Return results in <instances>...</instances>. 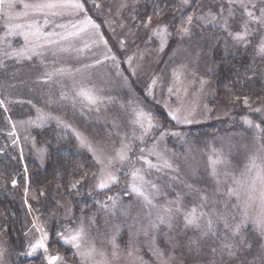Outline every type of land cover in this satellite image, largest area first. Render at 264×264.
I'll list each match as a JSON object with an SVG mask.
<instances>
[{"label":"rangeland","instance_id":"374dc122","mask_svg":"<svg viewBox=\"0 0 264 264\" xmlns=\"http://www.w3.org/2000/svg\"><path fill=\"white\" fill-rule=\"evenodd\" d=\"M35 2L36 0H16V5L12 10L15 19L11 21L0 14V49L9 50L8 45H11L12 49H19L24 45L22 36L5 37L6 23L25 24L32 21L44 23L45 17L33 14L31 10H28L27 16L23 15L24 3ZM80 2L84 3L87 14L101 25V34L108 40V46L121 61L122 75H117L114 62L110 60L91 69V75L89 71H75L83 64L92 63L95 59H103L107 50L102 43L99 46L94 45L91 51H87L82 56H77L75 52L59 53L54 56L50 49L43 56L17 61L14 57L5 58L0 54V59L5 62V67L0 68L5 75L1 82L3 89L0 87V99L6 98L12 101L7 103V106L16 104L23 109L13 112L11 116L10 132H13L10 136L11 143L17 140L16 146L19 149L24 150L27 145H30L29 148L35 152L39 151L31 137V129L37 124H29L28 121H37V109H41L48 118L40 126L53 122L61 128L68 129L74 135L78 147L87 151L94 162V172L82 180L76 189H73L74 197L59 196V199L57 197L55 199L57 201L55 205L49 203L42 209H36L25 192L26 198L23 203L28 219L24 232L23 249L17 255L27 253L30 244L40 238L41 233L37 229L42 227L48 233L46 241L49 245L48 254H59L63 257L61 264H73L74 261L75 264H80L79 257L74 256L75 250L63 244L57 233L67 235L83 224L86 231V240L83 242L85 248L94 244L97 250L105 251L110 255L112 251L110 238L116 237L119 260L115 261V264H160L153 254V249L157 248L163 251L166 257L169 253L172 254L174 257L172 264H209L212 260H215V264H220L219 253L214 255L210 250L211 247L218 248L219 241L215 243L201 241L203 258H196L194 253L188 251L186 245L189 238H194L198 233L193 229L184 230L182 214L176 215L171 228L163 224L156 229H151L149 222L155 220L158 214H162L163 209L169 206L168 202L176 199L177 193L183 196L184 210L200 204L198 194L190 191L186 185H192L193 188L207 193L209 200L204 211L214 209L217 213H231L229 215L231 223H237L240 220V214L232 209V204L236 202L235 197L230 198L227 195V188L232 185L230 182L219 186L216 184L215 178L210 174L209 156L215 148L222 152L229 161L227 169L224 166L218 169L221 173L218 177L220 180L225 179L223 173L226 170H234L236 174L243 170L248 157L260 148V142L256 139L257 130L245 125L243 117L247 116L254 123H261L264 120V97L250 101V107L245 106L242 100L234 104L224 98L216 87V65L210 58L211 51L197 40L201 38V34L181 37L176 33V28L181 23L179 15L195 12L197 16H200L206 15L209 11L219 13L223 7L224 16H227L229 10L227 0H197L195 7L191 0V6L184 8L183 13L179 15L177 7H182V5H180V0H175L177 7L173 12L153 16V26L156 23L167 24L172 33L162 52L158 51L159 39L149 41L151 28L145 30L142 27L143 22L153 13V10L147 12L149 0H94V2L93 0H80ZM94 3L99 7H95ZM125 3L127 7L121 8V5ZM190 7L192 9H189ZM233 12L235 13L234 18L229 20L230 31H242V25L247 17L243 14V9L239 7L233 8ZM82 18L83 14L77 16L72 13L63 17H49L52 22L45 26V30L62 32V29L56 28L55 24L75 23L77 19ZM121 24L124 26L121 27ZM198 24H200L199 21L193 22V33ZM250 28L258 29L259 26L252 24ZM223 33L225 35L223 46L234 45L238 50H247L249 57L247 60L253 65L256 75L259 76L264 86V58L258 56L256 52L261 37H264V29L249 36L247 44L235 43L226 32L223 31ZM125 36H127L126 51L120 48V40ZM80 46L79 42L74 44V47ZM174 50H177L175 55H173ZM133 53L136 54L132 61V67L137 68L135 74L125 62L127 57ZM141 53H144L143 59L140 58ZM42 60L43 63H41ZM181 64L187 65V68L184 70L182 83L177 85L174 82L172 71ZM61 67L71 70L72 76L56 78L50 83H44L38 79L46 70L52 71L54 68ZM125 77H127L126 82ZM154 77L157 78V83L152 85ZM201 79L207 81L203 87L200 84ZM74 84L77 87L95 85L102 89L101 95L106 99L99 112L95 110L89 112L86 108H81L79 103L73 107L70 100L60 99L61 91L72 95ZM150 85H152V95H148ZM170 86L173 87L172 93L168 91ZM177 87L180 88L179 93L176 92ZM29 100L31 104L27 103ZM50 100L53 102L50 103ZM205 106L211 111L208 112ZM134 107H142L145 111H150L160 125L145 138L143 143L138 140L133 141V151L129 153L130 158L135 162L134 167L144 169L145 178L157 185L158 191L152 193L153 203L157 207L151 210V215L148 214L149 210L143 207V201L137 199L134 193L125 195L128 191L125 184L131 181V176L126 175L131 172L130 167H123L116 173L121 178V182L111 186L110 190L96 188L101 165L96 162L92 152L81 147L76 136L77 132L81 133L94 147H102L105 154L115 155L114 150L120 147L121 139L132 136L135 126L130 123V119ZM177 108L182 109V114L194 108L192 119L199 123L177 124L168 116L169 111H175ZM250 108H260L261 111L257 113L251 111ZM15 109L17 108L10 111H15ZM55 118H59L70 127H64V124L58 123ZM21 121L24 123H20ZM13 125H15L14 129ZM135 130L136 135H139V129ZM161 132L166 133L162 139L160 138ZM174 132L180 135H172L171 133ZM153 144L157 145L156 151L162 153L178 171L174 172L166 168L159 171L155 168L148 169L143 161L138 159L139 156L144 155L153 164H158L157 157L150 155L148 151ZM142 148L143 153L140 151ZM116 167L120 168V165L117 163ZM173 177H179V179H173ZM217 187L220 188L219 192H217ZM108 197L118 198L122 205H132L127 209L128 214L123 215L119 210H106L103 205L111 203ZM87 201L90 203L86 204ZM97 201L100 203H96ZM213 201L216 203L214 204ZM219 227L222 228V223ZM241 236L246 244H252L251 249H245L243 254L236 259H225L223 264H243L245 260L252 261L254 257H258L260 246L264 245V236H261L251 223H248L241 234L234 238V242L239 244ZM51 239H53L52 243ZM56 241L60 242V246H64L65 249L62 251L56 249L54 247ZM130 246L134 251L132 257L127 255ZM0 248L4 249V264H22L19 256L16 258L18 260H13L16 254H12L8 245L1 215ZM66 251L68 253H65ZM20 256L41 257L38 263L48 264L42 249H38L31 256ZM96 259L99 257L97 256ZM255 264H261L259 258L255 260Z\"/></svg>","mask_w":264,"mask_h":264},{"label":"snow or ice","instance_id":"6c2138e0","mask_svg":"<svg viewBox=\"0 0 264 264\" xmlns=\"http://www.w3.org/2000/svg\"><path fill=\"white\" fill-rule=\"evenodd\" d=\"M94 2V0H93ZM191 0H180V5L177 7V14L183 13L184 8L190 6ZM229 5L228 15L224 16L223 7L219 13H213L209 11L206 15L197 16L195 12L188 13L187 15H179L181 23L176 28V33L181 37H191L193 35V22L199 21L200 24L210 25L213 28H219L226 32L228 37H230L235 43H248V37L256 33L260 29H264V0H227ZM16 5V0H0V14H3L8 21L15 19L12 10ZM95 7H99L98 4L94 3ZM25 12L23 15H28V10H31L33 14L43 15L45 17L44 23L40 24L38 21H32L25 24L19 23H6L5 24V37H10L14 35H19L23 37L24 45L19 49H12L11 45H8L9 50L0 49V54L5 58H15L17 61L22 59H32L34 56H43L46 51L52 50V55H57L59 53L65 52H75L77 56L84 55L87 51H91L92 47L99 46L103 44L106 48V53L103 55V59H95L92 63L83 64L80 69L75 71H89L91 75V69L104 63L105 61L114 62V67L116 68L117 75H122L120 71L121 61L117 58V55L112 52V49L108 46V40L105 39L103 34L100 32L101 25L97 24L91 16L85 11L84 3L80 0H36L35 3H24L23 5ZM127 7V4H122L121 8ZM239 7L243 9V14L247 17L244 25H242L243 30L238 32L230 31L229 20L234 18L235 13L233 8ZM72 13L77 16L83 14L82 19H77L75 23H63L55 24L56 28L62 29V32L46 31L45 26L49 25L52 21L49 17H63L64 15ZM258 13V14H257ZM21 15V14H16ZM163 15L160 11H153L148 19L142 24V27L147 30L151 28V34L149 35V41L153 39H159V49L158 51H164L167 44L168 38L172 35L169 31V25L156 23L153 26L152 20L153 16ZM135 19V17H133ZM256 24L259 26L258 29H251L250 25ZM124 25L121 24V27ZM94 30V31H93ZM134 35V33H133ZM127 36L120 40V48L126 51L125 41ZM79 42L80 47H74V44ZM177 50H174L173 55L176 54ZM257 55L264 58V37H261L257 47ZM136 54L127 57V62L129 68L133 74L136 73L137 68L132 67V61ZM144 53H141L140 58L143 59ZM43 63V60L41 61ZM5 67V62L0 59V68ZM187 65H178L172 71V76L174 78L175 84L179 85L182 83V76ZM72 71L67 68H54L52 71H45L41 77L38 79L44 83H50L56 78L71 77ZM125 82L127 77L124 78ZM157 83V78L152 79V85ZM207 83L206 80L201 79L200 84L203 87ZM149 86L148 95H152L151 87ZM2 87V85H0ZM73 93L69 95L67 92H60V99L64 101H71L73 107L77 103L80 104L81 108H86L89 112L95 110L100 111L101 106L105 102V97L101 95L102 89L97 88L95 85L86 86L81 85L77 87L73 85ZM169 93L173 92V87L168 88ZM180 88H176V92L179 93ZM111 99V98H107ZM243 100L245 106L250 107V97L233 94L231 96V102L236 103ZM12 101L5 99H0V107H4L5 111H8L6 104ZM50 103L53 101H49ZM27 103L31 104L29 100ZM33 107H35L33 105ZM208 112L211 109H207ZM251 111L259 113L260 108L251 109ZM38 116L37 121H28L29 124H37L40 126L47 118V114H44L41 109H37ZM195 109L186 110L185 114H182V109L177 108L175 111H169L168 116L172 120L176 121L177 124H192L199 123V121H194L192 119ZM58 123L64 124V127L68 128L70 125L65 124L59 118ZM244 124L249 128H255L257 130L256 139L260 142V148L257 152L253 153L248 157V162L244 166L243 170L236 174L233 171H225L223 176L224 180H220L218 177L221 175L219 172V167L224 166L225 169L229 166V161L225 158L222 152L212 149V154L209 156V167L211 169V176L215 178L216 184L219 186L224 183L230 182L232 186L227 188L228 197H235V203L232 204V209L240 214V220L237 223H231L229 220V215L231 213H217L214 209L211 211H204V208L208 204L209 197L206 192H201L200 189L193 188L192 185H186V187L198 194V198L201 201L200 204L194 205L188 210H184L182 205L183 196L180 193L176 194V199L168 202V207L163 209L162 214H158L155 220H150L149 227L151 229H156L159 225L167 224L169 228L172 227V221L175 219L177 214L183 215L184 230L193 229L198 235L194 238L190 237L187 242V249L190 253H194L196 258H203V248L201 241L205 243L211 241L215 243L219 241V247H211V252L215 255L217 252L220 256V264H223L225 259H236L239 255L243 254L245 249L250 250L252 247L251 243L246 244L244 238L241 236L239 244L234 242V238L241 234L242 230L246 227L248 223H251L255 230L259 232L261 236H264V120L261 123H254L247 116L243 117ZM20 123H24L21 121ZM130 123L133 124L134 130L131 137H124L120 141V147L115 149V155H107L102 147H94L93 144L84 137L81 133H76L77 139L80 141L81 147L87 148L89 152L93 153L96 162L101 165L99 169V174L97 176L96 188L99 190H110L111 186L117 185L121 182V178L116 174L123 167H130L132 170L129 174L131 176V181L126 182L125 187L128 191L125 195L129 193H134L137 199L143 201V207L149 210V215H151V210L155 209L157 206L153 203L154 196L152 193L158 191L157 185L147 180L144 175V169L135 168L134 161L130 158L129 153L133 151L132 142L140 141L144 142L145 138L149 136L154 129L160 127L159 123L155 120L154 116L150 111H145L142 107H134L132 109ZM115 126V124H114ZM15 125H13V129ZM136 128L139 129L140 134L136 135ZM73 131H75L73 129ZM172 135H180V133H171ZM13 132L9 133L12 136ZM166 135L165 132L160 133V138L162 139ZM27 139V138H26ZM12 143L15 145L17 140H13ZM157 145L153 144L152 148L149 149L150 155H155L158 164H153L146 156L141 155L138 157L140 161L147 166L148 169L155 168L159 171L162 168L171 169L174 172L178 169L173 167V164L164 157L160 152L156 151ZM141 153L144 152L142 148ZM22 158V157H21ZM120 165V168L116 167V164ZM25 173H27V168H25ZM87 178V173L80 178L68 185L69 191L76 189L77 185L81 183L82 180ZM29 177L25 175V181ZM173 179H179V177H173ZM13 186H16L17 180L15 178L11 181ZM27 192L28 189L25 188ZM220 188L217 187V192ZM109 204H104L103 207L106 210H119L121 214L127 215V209L131 208L132 205H122L118 198L108 197ZM27 203V201H25ZM96 203H100L97 201ZM215 204L216 202L213 201ZM222 223V228L219 225ZM37 231L41 233L40 238L36 240L35 243L30 244L27 253H20V255H33L38 249H42L45 253V260L48 264H61L63 257L59 254L50 255L48 254L49 245L46 244L48 239V233L43 230V228H38ZM119 231L117 227V232ZM59 239L63 241V244L71 246L75 250L74 256L79 257L80 264H115V261L119 260V247L116 244V237L112 236L110 238V243L112 244V251L110 255L102 250H97L95 245L85 248L83 242L86 240V231L81 224L79 228L75 231L70 232L67 235L57 233ZM153 254L160 261V264H172L174 257L171 253L165 256V253L160 249H153ZM129 257L134 256V251L132 247H129L127 252ZM99 259H96V257ZM259 258L261 264H264V245L260 246L258 251V257H254L252 261L245 260L243 264H255V260ZM139 259V257H136ZM0 264H4V249L0 248ZM75 264V261L73 262ZM209 264H215V260L209 261Z\"/></svg>","mask_w":264,"mask_h":264},{"label":"trees","instance_id":"16d2710c","mask_svg":"<svg viewBox=\"0 0 264 264\" xmlns=\"http://www.w3.org/2000/svg\"><path fill=\"white\" fill-rule=\"evenodd\" d=\"M196 1L192 2L194 7ZM176 7L175 0H149L147 12L155 10L168 14ZM193 34L196 36L201 34V38L197 40L211 51L210 58L216 65V87L224 98L231 102L233 94L241 97L248 96L250 101L264 97V86L259 76L256 75L253 65L247 60L249 58L247 50H238L234 45L223 46L225 36L223 31L210 25H196ZM3 75L4 72L0 70V85H2ZM6 107L8 111L0 107L1 220L11 252L16 254L13 260H18L16 258L19 256L22 264H39L41 257L17 255L23 249L24 232L28 219L23 203L26 198L25 188L28 189L26 195L34 208L42 209L49 203L55 205L56 197L57 199L59 196L74 197L73 189L69 191L68 185L80 180L85 173L87 177L90 176L94 172V162L87 151L78 147L71 131L53 122L40 127H32L31 137L38 152L29 148L30 145H27L24 150L19 149L16 144L11 143L9 133L11 116L21 109V106L16 104L7 106L6 104ZM13 108L17 109L10 111ZM25 168H27V173H25ZM25 175L29 177L27 181H25ZM13 178L17 180L16 186L11 183ZM89 203L87 201L86 204ZM52 242L53 239H51ZM54 247L59 251L65 249L58 241Z\"/></svg>","mask_w":264,"mask_h":264}]
</instances>
